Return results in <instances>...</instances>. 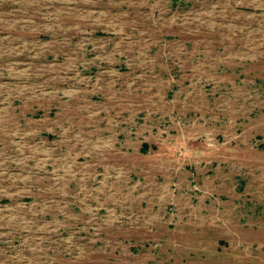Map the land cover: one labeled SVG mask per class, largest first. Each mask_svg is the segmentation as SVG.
I'll use <instances>...</instances> for the list:
<instances>
[{
  "label": "rangeland",
  "instance_id": "rangeland-1",
  "mask_svg": "<svg viewBox=\"0 0 264 264\" xmlns=\"http://www.w3.org/2000/svg\"><path fill=\"white\" fill-rule=\"evenodd\" d=\"M0 264H264V0H0Z\"/></svg>",
  "mask_w": 264,
  "mask_h": 264
},
{
  "label": "trees",
  "instance_id": "trees-1",
  "mask_svg": "<svg viewBox=\"0 0 264 264\" xmlns=\"http://www.w3.org/2000/svg\"><path fill=\"white\" fill-rule=\"evenodd\" d=\"M148 147H149L148 145H144V148H145L144 151H147Z\"/></svg>",
  "mask_w": 264,
  "mask_h": 264
}]
</instances>
